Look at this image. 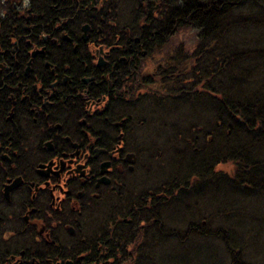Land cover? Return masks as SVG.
Returning <instances> with one entry per match:
<instances>
[{"label": "trees", "instance_id": "16d2710c", "mask_svg": "<svg viewBox=\"0 0 264 264\" xmlns=\"http://www.w3.org/2000/svg\"><path fill=\"white\" fill-rule=\"evenodd\" d=\"M122 3V0H0V58L12 54V51L16 52L15 79L22 87L37 83L42 78H46L47 82L43 83L49 85L50 76H54L51 71L53 68L56 72L64 71L73 79V97L70 98L72 101L84 89L88 90L87 100L110 96L112 103L104 107L101 115L97 114V120L114 123L124 119L125 132L132 130L130 121L136 123L137 117L143 111L153 113L161 107L171 113L172 109L185 102L192 105L202 103L203 112L210 113V118L211 114L214 115V134L212 137L206 136L203 141L204 152H195L193 157L198 155L197 160H191L200 163L204 171L196 170L193 173L195 180L190 189L195 190L203 181H211L215 184L214 188L219 187V190L207 188L205 193L208 197L214 196L224 188L219 185L220 179L227 178L239 185L238 188L230 189L234 192L242 194V188L247 187L263 192L264 195V0H124L125 4L121 5ZM157 3L161 6L156 7ZM127 5L133 8L124 13V19L123 9ZM105 11L109 13L106 14ZM87 23L95 28L88 41L112 48L108 56L110 67H93L92 53L82 36V28ZM111 24L114 26H110ZM184 25L194 26L201 31V42L193 54L195 60L192 67H184L183 70L186 61L181 53L177 51L170 54L157 72H149L151 74L146 78L143 76L144 91L149 93L151 88L152 92L141 96L138 93L140 89L137 71L141 72L139 65L142 64L140 59L145 57L143 54L146 52L145 55H149L154 49L160 50L176 29ZM254 30L260 33L263 30V34L257 35ZM224 39L225 42L222 41ZM242 43L246 46H242ZM44 47V54L32 60L30 72L27 74L31 61L30 51ZM91 74H94L96 80L89 86L81 85V77ZM9 75L10 71L0 75V88L4 84H11ZM205 75H209L203 87L206 96L193 98V102V85L201 83ZM79 98L80 113L86 119L85 123H95V117L85 116L86 99L81 94ZM209 103L214 112L211 111ZM199 111L202 110L195 112ZM17 126V135L25 134L20 130V123ZM220 139L226 145L225 151L220 148L221 143L216 144ZM210 150L213 151L208 152ZM221 161L235 164L232 177L215 173V166ZM189 180L187 177L181 182L173 179L172 184L165 181L159 188L160 214L154 209L146 210L145 214L148 219H158L156 222L159 230L155 232L153 227L148 229L147 239L151 236L160 243L164 237L167 241L166 223L163 219L167 217L164 216L165 210L184 199L187 204ZM114 199V205H110L108 209L109 212L116 213L119 200L116 196ZM133 202H140V199L136 197ZM209 203L217 205L211 198ZM219 206V212L218 207L215 213L209 212L211 218L218 214L225 215L229 220L225 233L222 228L214 230L206 226L205 230L204 226H200L198 229L195 223L189 222L185 234L179 231L177 238L171 234L174 236V244L168 248L171 251L170 257L164 253L159 254V259L155 257L151 239L147 241L150 245L146 244L144 249L139 248L138 241L135 240L133 254L140 256L132 258L129 255L133 254H128L126 247L133 241H129L125 248L114 246L109 250L106 240L101 239L96 243L89 238L88 255L75 264H217L212 253L205 256L203 247L196 244L197 235L201 238L218 236L221 239H232L241 218L234 211L238 204L225 201ZM188 207L190 206L186 205L185 208ZM108 209L104 208L106 211ZM257 221L260 223L259 218ZM252 227L251 233L257 237V243L262 227L253 223ZM190 232L195 236L193 248L189 243L183 245L190 240ZM125 241L121 239L122 243ZM1 242L0 238V264L10 255L16 254L15 251L23 248L24 244L22 239L11 241L5 247ZM230 246L234 247L235 243ZM98 249L102 252H98ZM240 250L242 251L241 244L237 249L239 252L230 249L234 253L235 264H252L240 260V255L241 258L244 256ZM60 257L76 259L77 255L65 250Z\"/></svg>", "mask_w": 264, "mask_h": 264}, {"label": "flooded vegetation", "instance_id": "af4514ba", "mask_svg": "<svg viewBox=\"0 0 264 264\" xmlns=\"http://www.w3.org/2000/svg\"><path fill=\"white\" fill-rule=\"evenodd\" d=\"M94 31L90 25L89 36ZM88 40L84 43L92 53L93 67H110L112 48L106 51V45L100 44L99 50H91L97 44ZM15 57L12 51L0 58V75L10 71L11 77V84L0 88V238L4 247L20 239L24 244L3 264H75L88 255L90 239L96 243L106 240L109 250L125 248L133 241L127 244L128 254H133L130 249L135 240L139 239L138 246L143 248L139 242L145 240L147 230H159L158 219H148L145 214L151 209L160 214L161 193L159 188L148 189L137 195L140 202H133L129 193L121 191L135 171L125 162V156L133 152L127 147L126 123H85L79 96L86 99L88 90L79 92L72 101L73 79L63 70L58 73L52 68L49 85L42 78L22 87L15 79ZM101 61L105 64L99 65ZM80 80L81 85L89 86L96 77L83 75ZM111 99L108 95L86 99L85 116L101 115V107L112 103ZM17 123L29 126L26 135H17ZM106 162L107 168L103 166ZM17 179V186L6 191ZM115 196L117 210L109 212L105 228L86 235L90 212L98 213L100 201L110 198L112 202ZM65 250L77 258H61Z\"/></svg>", "mask_w": 264, "mask_h": 264}, {"label": "rangeland", "instance_id": "374dc122", "mask_svg": "<svg viewBox=\"0 0 264 264\" xmlns=\"http://www.w3.org/2000/svg\"><path fill=\"white\" fill-rule=\"evenodd\" d=\"M122 1L123 3L121 5L125 4L124 0ZM158 6H161V4L157 3L156 7ZM130 8L133 7L127 5L123 9V16L124 13ZM105 13L108 14L109 12L105 11ZM254 32L257 35L263 34V30L261 33L256 30H254ZM200 35L201 31L196 29V27L184 25L176 29V31L172 34L168 41L164 43L160 50L154 49L149 55H145V52L143 54L145 57H141L142 59H140L142 63L139 65L141 72L137 71L139 73L138 87L140 89L138 93L141 94V96L148 93L144 91V77L146 78L151 73H154L155 71L157 72L158 69L166 63L167 59L177 51L181 53L183 59L186 61L182 69L185 70L184 67H188V69L191 68L192 63L195 60L193 58V54L201 42ZM222 41L225 42L226 39ZM239 42H241V40H239ZM247 43L250 44V42ZM241 45L246 46L243 43ZM95 48L99 50L100 44H97L96 47L94 45L91 46V50H94ZM108 49L109 48L107 46L104 47V50L107 51ZM98 56L99 55H97V59L99 58ZM195 67L196 65H194V68ZM186 71L188 73L191 72L188 70ZM208 77L209 75H205L202 77L201 83L195 86L193 85V92H195V95L194 97L191 96V99L206 96V92L203 87L204 83L208 80ZM151 92L152 90L150 88L148 94ZM192 101L194 102V99ZM209 107L211 108V111L214 112L210 103ZM198 109L202 111L195 112ZM101 110H104L103 106L101 107L100 111ZM203 111L202 103H195V105L193 103L192 105L188 102H185L180 104L177 108L175 107L172 109L171 113L169 110L164 111L163 108L159 107V109L153 113L151 111H143L140 116L137 117L136 123L131 120L130 123H132V130H127L125 132L127 135V147L129 151H136L135 153L138 155V162L134 166L135 171L128 176V182L126 180L127 184L125 185V189H122L121 191L124 193H129L128 198L129 201H131L142 191L160 188L163 186L165 181L171 183L173 179H177L178 182H181V180H184L186 177L190 179L188 181L190 184L187 186V189H189L188 191L190 192L187 196V204L184 199V201H181L179 204L176 202L173 203V205L166 208L165 210L164 216L167 217L163 219L166 223L165 229L167 230V235L165 236L167 241L163 237L162 242L158 243L151 236L148 237L151 239V244L154 245L153 254H155V257L158 259L160 258V253H164L167 255V257H170L169 252L171 251L168 250V248L170 245L174 244V236L177 238V233H179V231L185 234L188 229L189 222L193 224L195 223V226L198 229H200V226H204L203 229L205 230L206 226L211 227V229L214 230L222 228L223 232L225 233V228L229 226V224H227L229 220L226 219L225 215L220 216L218 214L211 218L209 211H213L215 213L218 207L219 212L221 209V206L219 205H223L225 201H229L235 203L236 205L238 204V208H234V211L237 216H241L239 219L240 222L236 225L237 229L233 238L230 239L226 237L225 239H221L218 236H214L213 238H201L200 235H197L196 244H200L203 247L205 250V253L203 254H205V256L208 255V253H212L217 264H235L234 253L231 252L230 249L237 251L240 244L242 245V251L240 250V252L244 254L242 258L240 255V260L243 259L247 261V263L252 264H262L264 262L263 192H257L254 189L243 187L242 195L238 192L230 190L239 187L235 181L227 178H221V183H219V185L224 188H222L220 193L214 196H209L217 204L214 205L209 203L210 198L208 197V194L206 195L205 193L207 188L219 190V187H217V189L214 188L215 184L213 182L203 181L195 190L190 189V185L195 180V175L193 173L196 170L204 171V167L200 163L191 162V160H197L198 155L193 157L195 152H204L203 141H205L206 136L212 137L214 134V115L212 116L211 114L210 118V113ZM94 122L104 123L102 119L97 120V117L94 118ZM21 127L23 131H25L24 133L26 135L27 131L29 130V126L23 125ZM210 132L212 134H210ZM116 134L117 133H115V135ZM218 143H221L220 148L225 151L226 145L224 144L223 140H217L216 144ZM207 149H209L208 146ZM215 149L216 147L213 148V150ZM214 171L219 176L227 175L232 177L235 173V164L230 161H221V163L216 164ZM259 194L262 195L261 198H258L261 196ZM242 199L245 200L243 201ZM107 201L110 203H107ZM114 203L115 199L111 202L110 198H105L101 200L99 206H97V209H99L98 213L90 212V216L86 225V235H95L98 230L105 228L107 224L106 219L109 214L108 208H110V205H114ZM186 205H189L190 207L186 209ZM104 208H107L108 211L104 210ZM228 209L229 208H227V210ZM258 218L260 219V223L257 221ZM252 223L254 225L256 224L257 227H262V233H258L259 241L257 243V237L253 236L254 233H251L253 230ZM256 229L258 230V228ZM172 233L174 236H171ZM193 237L195 236L190 232V240L182 244L185 246L189 243V245L192 246L194 244ZM149 239L146 238L139 243L145 247L146 244L150 245L147 242ZM137 241H139V239ZM233 243H235V246H230ZM136 254L137 253L129 256L132 258L140 256Z\"/></svg>", "mask_w": 264, "mask_h": 264}, {"label": "water", "instance_id": "95a60500", "mask_svg": "<svg viewBox=\"0 0 264 264\" xmlns=\"http://www.w3.org/2000/svg\"><path fill=\"white\" fill-rule=\"evenodd\" d=\"M90 32V26L88 24H86L84 27H83V37H84V40H87L88 39V34ZM43 52V50H35L33 53H32V57H35L37 56V54ZM104 61H101L99 62V65H104ZM28 71H29V68H28ZM27 71V72H28ZM125 161L126 162H130V163H135L136 161V156L134 154H128V156L125 158ZM109 166V163H105L104 164V167H108ZM132 169V167H131ZM18 182V179L15 180L14 184L13 185H10L6 188V191H9L10 188H13V187H16L17 186V183ZM68 264H73V262H68Z\"/></svg>", "mask_w": 264, "mask_h": 264}]
</instances>
